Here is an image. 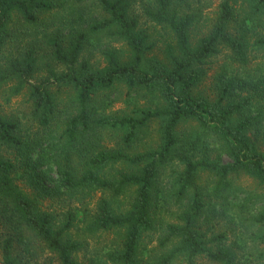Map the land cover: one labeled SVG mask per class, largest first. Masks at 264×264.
<instances>
[{"label":"trees","instance_id":"trees-1","mask_svg":"<svg viewBox=\"0 0 264 264\" xmlns=\"http://www.w3.org/2000/svg\"><path fill=\"white\" fill-rule=\"evenodd\" d=\"M72 1H93L101 18L70 30L66 39L48 38L51 58L62 70L49 68L44 78L33 81L35 52L6 58L4 50L13 39L14 18L35 24L54 9L52 2L0 0V94L8 104L25 93L32 121L47 137L25 134L18 121L0 113L1 264H79L75 255L83 247L71 234L75 221L87 237L115 235L104 262L90 264H140L143 237L157 226L164 250L155 264L177 259L196 264L199 257L246 264L226 245L225 235L215 234L203 220L208 209L223 216L235 207L229 200L232 176L246 175L264 190V152L250 138L264 133V65H251L254 53L264 57V0H217L208 29L198 39L206 0H147L145 18L165 33L162 59L150 55L153 45L130 17V0ZM99 35L121 42L125 53L105 50L102 66L83 60L90 37ZM223 49L235 70L223 71L210 100L198 89L208 61ZM117 86L127 90L128 107L108 114L112 102L100 96ZM61 89L73 94L65 119L55 97ZM142 98L145 105L136 107ZM153 122L156 141L138 151ZM186 122L196 123L201 133L179 137L178 128ZM55 125L59 133L53 136ZM209 135L220 143L226 162L195 154ZM174 164L181 169L166 193L160 180ZM201 174L213 178L207 190L198 183ZM94 193L101 197L92 211L68 213L61 225L42 209L44 201L60 196L83 205ZM170 200L178 210L172 223H164L160 215L167 213ZM254 210L242 203L233 212L238 226L258 229L257 240L264 245V206Z\"/></svg>","mask_w":264,"mask_h":264},{"label":"rangeland","instance_id":"rangeland-1","mask_svg":"<svg viewBox=\"0 0 264 264\" xmlns=\"http://www.w3.org/2000/svg\"><path fill=\"white\" fill-rule=\"evenodd\" d=\"M54 9L46 15L41 17V20L35 24L25 23L23 20L14 18V22L11 25V31L13 39L7 44L4 50V57L16 56L18 53H22L25 50H33L37 59V68L33 77V81H38L46 76L47 69L51 68L55 71H61L62 68L57 65L51 58L49 49L46 46L48 38L57 37L59 39L68 38L69 32L75 28H86L87 25L96 19L101 18L100 10L93 1H89L83 4H76L72 0H50ZM207 4L203 11L204 21L197 28L194 36L195 39L203 36L209 26V20L213 17L214 10L218 4L217 0H206ZM148 8L147 0H130L129 15L138 21L139 29L144 31L149 36V45H153V49L150 53L152 56H156L162 59V48L165 33L164 31L154 24L150 23L144 16V11ZM208 19V20H207ZM105 50H114L125 53V46L106 35L91 36L89 43L86 46L83 60H87L93 66H102L104 59L102 53ZM251 57V65H264L263 54L254 53ZM207 73L206 78L203 80L198 92L204 97L213 100L218 92V77H220L225 71L230 72L235 70L233 64L229 61V53L223 49L221 54L208 61L205 67ZM229 74V73H227ZM56 104L57 110L61 113V118L65 119L72 112L73 94L69 89H61L57 94ZM109 98L112 102V107L108 114H113L126 110L128 107L126 102L127 90L123 86H117L111 91H108L100 96L102 98ZM144 99H139L135 103L136 107L145 105ZM147 104V103H146ZM132 106V105H131ZM0 113L6 117L14 118L18 121L25 134H37L36 138L46 140L45 132L38 128L37 124L32 121L29 112V104L27 102V96L25 93L19 97L12 98L7 104L5 102L4 93L0 94ZM59 125L53 126L51 130L54 131L53 136L59 133ZM157 125L155 122L149 125L148 130L143 134L142 140L137 145L138 151H143L148 146L152 145L156 137ZM200 134L201 130L194 122H186L179 126L178 134L181 137L182 134ZM250 138L255 142L257 148L264 152V133L262 136H256L254 133L250 134ZM203 142L199 144V148L195 152L197 156L200 154H207L210 159H219L222 162H226L227 158L223 155L221 145L218 140L209 135L202 139ZM53 143V142H52ZM47 144V143H46ZM48 146V145H46ZM178 165L168 166L162 174L160 185L166 193L172 186L175 173L180 171ZM212 177L207 174H201L199 177V185L207 190L211 186ZM233 193L229 197L230 204H234V208L231 212H227L225 215H214L211 210L208 209L203 222L214 226L215 234H224L226 238V245L233 246L236 250L240 262H246V264H264V245H260L257 240V235L260 234L257 228H243L238 226L237 220H235L236 205L247 203L254 207V212H260L261 207L264 206V190L257 184L252 178L239 174L231 177ZM19 186L24 189L20 184ZM101 197L99 193H94L92 196L83 202V205L76 199H71L68 196H60L58 198L49 199L43 202L42 209L45 212L53 214L58 225L66 222L67 214H76L80 212L81 208H87L92 211L96 202ZM247 200L248 202H246ZM124 205L127 204V199L121 200ZM218 207L216 209L218 210ZM167 213L162 212L160 218L162 222L172 223L173 215L177 213L178 208L173 202L168 201L165 206ZM233 212V213H232ZM78 220V219H77ZM76 227L71 230L72 237L77 239L81 245V251L75 255V260L79 264H90L95 261L104 262L103 254L111 247V243L114 242L115 235L113 233H107L103 235H96L93 237H87L80 231L82 227L80 223L76 221ZM81 232V233H80ZM161 238H164L162 229L159 226L152 233H149L143 237L139 258L140 264H155L156 257L164 249L160 247ZM174 243H169L168 247H171ZM16 254V253H15ZM1 264V261H0ZM173 264H184L182 259H177ZM196 264H215L210 262L205 257H199L196 259Z\"/></svg>","mask_w":264,"mask_h":264}]
</instances>
